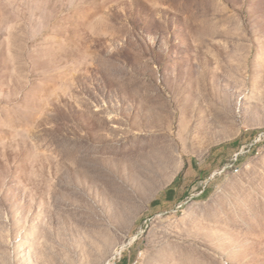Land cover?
<instances>
[{"label": "rangeland", "instance_id": "obj_1", "mask_svg": "<svg viewBox=\"0 0 264 264\" xmlns=\"http://www.w3.org/2000/svg\"><path fill=\"white\" fill-rule=\"evenodd\" d=\"M123 257L264 264V0H0V264Z\"/></svg>", "mask_w": 264, "mask_h": 264}, {"label": "trees", "instance_id": "obj_2", "mask_svg": "<svg viewBox=\"0 0 264 264\" xmlns=\"http://www.w3.org/2000/svg\"><path fill=\"white\" fill-rule=\"evenodd\" d=\"M179 185H180V180H179V177H177L175 181L164 192L163 199H157L153 202V204H157L161 201L172 202L173 196L176 193V188H178ZM123 260H124V257L120 261L122 262Z\"/></svg>", "mask_w": 264, "mask_h": 264}, {"label": "crops", "instance_id": "obj_3", "mask_svg": "<svg viewBox=\"0 0 264 264\" xmlns=\"http://www.w3.org/2000/svg\"><path fill=\"white\" fill-rule=\"evenodd\" d=\"M204 174H206L205 173V171L204 170H202V169H199V178L200 179H202L203 178V176H204ZM179 187V186H178ZM208 193V191H204L203 192V194H207ZM177 195H178V188H176V193H175V195L173 196V200H172V202L174 201V200H176V197H177ZM129 263V258L127 259V258H124V260L121 262H119V263H116V264H128Z\"/></svg>", "mask_w": 264, "mask_h": 264}, {"label": "bare ground", "instance_id": "obj_4", "mask_svg": "<svg viewBox=\"0 0 264 264\" xmlns=\"http://www.w3.org/2000/svg\"><path fill=\"white\" fill-rule=\"evenodd\" d=\"M123 248H124V247H123ZM123 248H121L120 251H117V253H116L115 255H117V256H121L122 251L124 250Z\"/></svg>", "mask_w": 264, "mask_h": 264}, {"label": "built area", "instance_id": "obj_5", "mask_svg": "<svg viewBox=\"0 0 264 264\" xmlns=\"http://www.w3.org/2000/svg\"><path fill=\"white\" fill-rule=\"evenodd\" d=\"M239 154H240V153L236 154V159H235V161L238 160V156H239ZM216 174H217V173H215L213 176H215Z\"/></svg>", "mask_w": 264, "mask_h": 264}]
</instances>
